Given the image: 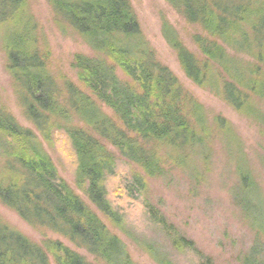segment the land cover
<instances>
[{
  "label": "trees",
  "instance_id": "obj_1",
  "mask_svg": "<svg viewBox=\"0 0 264 264\" xmlns=\"http://www.w3.org/2000/svg\"><path fill=\"white\" fill-rule=\"evenodd\" d=\"M46 1L56 26L74 31L94 56L73 58L82 88L59 80L47 67L28 0H0L6 71L32 126L21 127L0 103V204L103 264H135L118 233L156 264H215L151 202L147 181L171 179L175 171L198 180L195 158L209 159L208 136L228 127L225 121L209 124L199 102L156 59L129 0ZM166 1L204 32L193 37V53L163 26L186 77L238 112L254 113L246 107L252 95H264V0ZM236 53L252 61L240 67ZM44 143L68 152L76 185L96 212L58 175ZM237 172L244 188L234 201L249 218L253 184L247 169ZM260 253L254 247L245 264H264ZM49 257L54 264H93L61 241L37 245L0 219V264H50Z\"/></svg>",
  "mask_w": 264,
  "mask_h": 264
},
{
  "label": "rangeland",
  "instance_id": "obj_2",
  "mask_svg": "<svg viewBox=\"0 0 264 264\" xmlns=\"http://www.w3.org/2000/svg\"><path fill=\"white\" fill-rule=\"evenodd\" d=\"M129 1L143 37L154 50L156 59L166 66L182 87L199 102L209 124L219 117L229 127H223L219 131L215 129L208 136L211 143L208 146L210 150L208 160L201 164L200 157L195 158L201 172L198 180H190L182 171H175L171 179H149L147 195L151 202L162 210L169 222L187 238L193 240L215 264H245V259L249 257L254 247H259L261 255L264 252V236H261L260 231L264 229V95L250 97L246 109L252 107L253 109L250 108L251 110L247 112L254 113L247 115L233 109L209 87L201 88L193 84L183 72L176 51L168 43L169 39H165L162 29L166 25L186 49L193 53L198 52L193 37L204 34L203 30L199 25L186 21L166 0ZM28 5L37 24V33L46 43L49 53L47 67L50 73L59 80L67 79L82 88L77 73L72 68V61L76 55L92 57L93 51L74 31L62 32L56 26L53 12L46 0H28ZM235 55L243 62V64L239 62L240 67L246 65L245 61H252L244 53ZM262 69L264 72V67ZM262 77L264 78V75ZM0 103L21 127L32 129L14 94L10 76L6 71V56L1 41ZM102 110L112 116L109 110L104 107ZM43 148L50 156L58 175L96 212L84 189L76 185L68 152L62 148L57 149V146L49 147L45 143ZM108 148L117 155L115 149L110 146ZM238 169H247L249 180L253 184L251 190L247 189L254 208L249 213V218H245L240 206L234 201V192L241 185ZM0 219L37 245L58 240L84 256L87 261L103 264L85 251L74 248L57 234L30 226L2 204ZM118 234L135 264H156L133 241ZM49 259L50 264H54L52 258Z\"/></svg>",
  "mask_w": 264,
  "mask_h": 264
}]
</instances>
